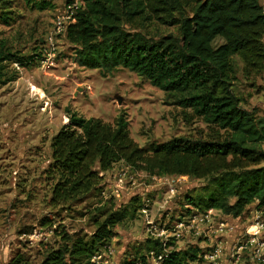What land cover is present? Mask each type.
Returning a JSON list of instances; mask_svg holds the SVG:
<instances>
[{"label":"rangeland","instance_id":"374dc122","mask_svg":"<svg viewBox=\"0 0 264 264\" xmlns=\"http://www.w3.org/2000/svg\"><path fill=\"white\" fill-rule=\"evenodd\" d=\"M46 1L51 6L39 9L30 1L14 0L10 8L14 20L9 22L0 14V47L34 56L31 64L7 62L0 68V264H9L15 255L29 264H41L49 251L65 243V237L89 239L97 221L111 213L123 219L95 261L123 264L145 253L151 238L171 235L173 224L188 207L184 197L196 195L207 180L176 174L152 176L119 162L104 173L95 196L56 204L51 141L68 122L69 112L107 122L124 112L131 136L144 147L178 137L222 141L229 133L135 71L80 66L67 31H54V17L64 12L65 0ZM143 31L176 36L178 26L154 21ZM50 35L52 41H46ZM223 42L218 36L213 45ZM232 69L230 86L239 105L264 117V70L247 68L238 54L232 56ZM257 208L253 203L243 215L233 216L236 233L231 243L223 244L227 252L239 251V263L264 264L254 260L256 247L243 237L256 213H261ZM212 233L211 238L191 233L180 245L195 243L209 249L221 239ZM244 243L246 247L241 248ZM151 264H155L153 259Z\"/></svg>","mask_w":264,"mask_h":264},{"label":"trees","instance_id":"16d2710c","mask_svg":"<svg viewBox=\"0 0 264 264\" xmlns=\"http://www.w3.org/2000/svg\"><path fill=\"white\" fill-rule=\"evenodd\" d=\"M36 8L46 0H27ZM76 22L67 29L75 45L74 59L88 68L112 71L125 67L148 79L178 103L192 108L208 122L228 131L221 140L173 138L144 147L130 134L129 120L121 112L113 122L69 112V120L52 137L51 171L56 177L52 200L56 204L95 196L104 173L119 162L152 176L188 175L207 180L185 203L201 211L218 209L241 216L256 203L264 206V117L239 105L231 90L232 56L246 67L264 70V4L261 0H85ZM14 0H0L7 22ZM154 21L177 25L178 35L145 33ZM129 24L131 27H127ZM224 42L214 46L218 37ZM33 55H20L0 47V68L7 62L31 64ZM189 210V209H187ZM123 216L111 213L97 221L89 239L65 237L41 264H96L93 257L108 244ZM146 252L123 264L145 261L164 245L151 238ZM198 245L172 250L162 264H184L202 252ZM140 253V252H139ZM137 253V254H139ZM9 264H29L15 255Z\"/></svg>","mask_w":264,"mask_h":264},{"label":"built area","instance_id":"2783aa9c","mask_svg":"<svg viewBox=\"0 0 264 264\" xmlns=\"http://www.w3.org/2000/svg\"><path fill=\"white\" fill-rule=\"evenodd\" d=\"M85 0H65L64 12H59L54 17V31L55 33L66 32L68 26L76 22V12L85 6ZM52 36L47 37L46 41H52ZM185 213L182 218L175 221L171 228V235L168 237H157L164 245L171 241L173 244L168 248H165L159 254L154 251L149 253V256L145 261L137 260L134 264H151L152 259L155 264H162V261L167 258L170 252L174 250H180L187 248L190 245H198L195 243H185V245H180L181 241L191 238V233L202 234L205 233L206 237L213 236L212 232H216L219 236L209 249L207 247L200 246L203 250L198 253L195 259H189L184 264H248L239 263V251H225L224 242L232 241L233 236L236 233L237 225L232 220H235L233 216H224V213L218 209H209L206 211H201L196 207L186 204ZM189 209V210H187ZM261 213H256L254 216L253 224H250L246 229V234L243 237H247L244 241L245 243L255 246V252H253L254 260L257 259L264 263V241L261 239L264 237V206L257 208ZM236 222V221H235ZM214 223H216L214 225ZM214 225V226H213ZM213 226V227H212ZM255 227L254 231L250 228ZM207 228V229H206ZM263 235V236H262ZM245 243L241 245V248L246 247ZM235 251L233 247H230ZM237 255V257H236ZM98 256H94V261ZM100 257V256H99ZM97 264L98 262L95 261Z\"/></svg>","mask_w":264,"mask_h":264}]
</instances>
